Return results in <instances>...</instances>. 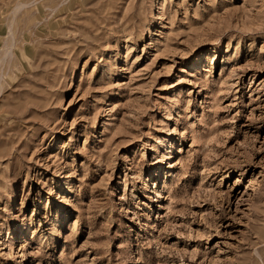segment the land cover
I'll return each mask as SVG.
<instances>
[{
	"label": "rangeland",
	"instance_id": "374dc122",
	"mask_svg": "<svg viewBox=\"0 0 264 264\" xmlns=\"http://www.w3.org/2000/svg\"><path fill=\"white\" fill-rule=\"evenodd\" d=\"M0 264H264V0H0Z\"/></svg>",
	"mask_w": 264,
	"mask_h": 264
},
{
	"label": "bare ground",
	"instance_id": "6f19581e",
	"mask_svg": "<svg viewBox=\"0 0 264 264\" xmlns=\"http://www.w3.org/2000/svg\"><path fill=\"white\" fill-rule=\"evenodd\" d=\"M25 227H26V225L25 224H22L21 227H19V231L25 230Z\"/></svg>",
	"mask_w": 264,
	"mask_h": 264
}]
</instances>
